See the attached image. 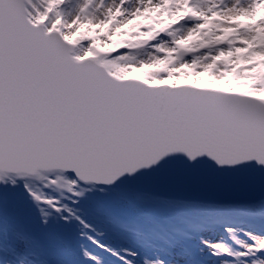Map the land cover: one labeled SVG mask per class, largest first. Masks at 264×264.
Here are the masks:
<instances>
[{"label":"snow or ice","instance_id":"obj_1","mask_svg":"<svg viewBox=\"0 0 264 264\" xmlns=\"http://www.w3.org/2000/svg\"><path fill=\"white\" fill-rule=\"evenodd\" d=\"M0 264H264V0H0Z\"/></svg>","mask_w":264,"mask_h":264}]
</instances>
